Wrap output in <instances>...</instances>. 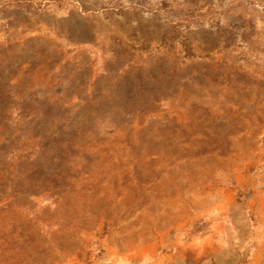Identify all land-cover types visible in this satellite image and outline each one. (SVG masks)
<instances>
[{
	"label": "rangeland",
	"instance_id": "1",
	"mask_svg": "<svg viewBox=\"0 0 264 264\" xmlns=\"http://www.w3.org/2000/svg\"><path fill=\"white\" fill-rule=\"evenodd\" d=\"M0 264H264V0H0Z\"/></svg>",
	"mask_w": 264,
	"mask_h": 264
}]
</instances>
